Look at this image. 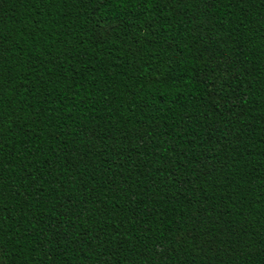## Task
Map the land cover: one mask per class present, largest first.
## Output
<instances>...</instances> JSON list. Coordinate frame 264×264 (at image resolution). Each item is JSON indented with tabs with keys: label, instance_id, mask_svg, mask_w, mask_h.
Instances as JSON below:
<instances>
[{
	"label": "trees",
	"instance_id": "obj_1",
	"mask_svg": "<svg viewBox=\"0 0 264 264\" xmlns=\"http://www.w3.org/2000/svg\"><path fill=\"white\" fill-rule=\"evenodd\" d=\"M0 264H264V0H0Z\"/></svg>",
	"mask_w": 264,
	"mask_h": 264
},
{
	"label": "snow or ice",
	"instance_id": "obj_2",
	"mask_svg": "<svg viewBox=\"0 0 264 264\" xmlns=\"http://www.w3.org/2000/svg\"><path fill=\"white\" fill-rule=\"evenodd\" d=\"M3 78V76H2V74H0V79H2Z\"/></svg>",
	"mask_w": 264,
	"mask_h": 264
}]
</instances>
